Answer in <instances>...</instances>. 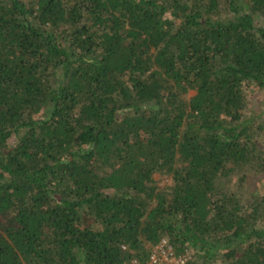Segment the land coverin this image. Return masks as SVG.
<instances>
[{"label":"trees","instance_id":"16d2710c","mask_svg":"<svg viewBox=\"0 0 264 264\" xmlns=\"http://www.w3.org/2000/svg\"><path fill=\"white\" fill-rule=\"evenodd\" d=\"M261 90L264 0H0V264H264Z\"/></svg>","mask_w":264,"mask_h":264},{"label":"built area","instance_id":"2783aa9c","mask_svg":"<svg viewBox=\"0 0 264 264\" xmlns=\"http://www.w3.org/2000/svg\"><path fill=\"white\" fill-rule=\"evenodd\" d=\"M193 254L186 248L179 251L169 237L161 238L152 245L148 257L144 262L138 258L130 259L126 264H194ZM209 264H224L219 261H212Z\"/></svg>","mask_w":264,"mask_h":264},{"label":"rangeland","instance_id":"374dc122","mask_svg":"<svg viewBox=\"0 0 264 264\" xmlns=\"http://www.w3.org/2000/svg\"><path fill=\"white\" fill-rule=\"evenodd\" d=\"M194 93H195L194 90H190L188 95L190 96V95H192ZM251 104H252V108H254L253 109V115H255V116L259 117V119L263 120L264 119V90L258 91L257 93H254L251 96ZM155 178L158 179L159 182H161L162 180H167L168 179L167 177H165L163 179V177L159 173L155 174ZM262 187H264V186L262 185ZM258 189H259V187H258ZM192 254L194 255V253H192Z\"/></svg>","mask_w":264,"mask_h":264}]
</instances>
